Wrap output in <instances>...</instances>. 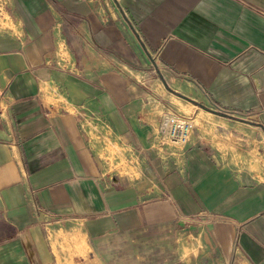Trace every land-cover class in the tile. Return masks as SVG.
<instances>
[{"label": "crops", "instance_id": "obj_1", "mask_svg": "<svg viewBox=\"0 0 264 264\" xmlns=\"http://www.w3.org/2000/svg\"><path fill=\"white\" fill-rule=\"evenodd\" d=\"M0 264H264V0H0Z\"/></svg>", "mask_w": 264, "mask_h": 264}, {"label": "built area", "instance_id": "obj_2", "mask_svg": "<svg viewBox=\"0 0 264 264\" xmlns=\"http://www.w3.org/2000/svg\"><path fill=\"white\" fill-rule=\"evenodd\" d=\"M192 122L189 119L182 118L177 115H172L167 118L161 125V133L166 136L172 143L183 145L188 141ZM203 215L197 217L183 216L186 223H202L205 220Z\"/></svg>", "mask_w": 264, "mask_h": 264}]
</instances>
